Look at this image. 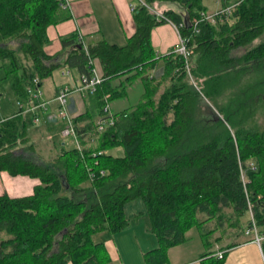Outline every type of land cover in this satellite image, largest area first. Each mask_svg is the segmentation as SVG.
I'll list each match as a JSON object with an SVG mask.
<instances>
[{"label": "trees", "instance_id": "1", "mask_svg": "<svg viewBox=\"0 0 264 264\" xmlns=\"http://www.w3.org/2000/svg\"><path fill=\"white\" fill-rule=\"evenodd\" d=\"M173 1L182 11L164 13L182 24L191 79L180 55L156 56L151 31L159 23L146 9L133 13L135 33L122 47L101 38L85 44L72 32L61 40L63 53L50 56L47 29L70 17L61 1L0 0V69L16 103L27 105L35 79L40 86L59 67L89 75L97 59L103 77L71 118L81 151L72 139L71 148L58 140L54 159L39 161L21 109L0 120V174L39 181L31 195H0V264H105V242L92 237L126 230L124 207L138 200L158 240L145 264H167L168 250L192 228L207 249L216 231L239 238L250 211L264 236V0H243L233 23L204 22L198 33L184 17L205 11L201 0ZM160 62L157 79L150 73ZM123 77L117 90L113 81ZM138 78L145 90L138 105L114 113L113 125L90 144L106 103ZM114 148L123 155L109 154ZM260 247L264 256V239ZM225 256L210 252L202 264H224Z\"/></svg>", "mask_w": 264, "mask_h": 264}, {"label": "crops", "instance_id": "2", "mask_svg": "<svg viewBox=\"0 0 264 264\" xmlns=\"http://www.w3.org/2000/svg\"><path fill=\"white\" fill-rule=\"evenodd\" d=\"M67 1L68 7L64 10L69 11L70 17L66 19V21L59 24L57 23L47 29L50 43L45 46V52H47L48 55L54 56L56 53H63L61 40L72 32L76 33L85 44H93L101 38L107 43L114 44L118 47L125 45L127 40L134 36L136 22L133 20V13L129 8V4L132 0ZM186 1L187 0H184L183 3ZM203 1L204 0H201L202 5L205 6V11L208 12L207 5H205ZM150 2L154 4L153 6L156 10L163 7L162 11H160L161 13L166 11H182V6L173 0H151ZM225 3L226 0H217L215 4L216 7H214L212 13L217 11L219 7L226 5ZM234 20H232L231 23H233ZM151 34V43L153 48H155L154 51L157 57L164 56L176 50L179 33H177L169 23H160L152 29ZM93 64V68L102 77V64H100L97 59L94 60ZM163 64V62H160L157 67L151 71L150 76H154L160 68H162L163 71ZM161 74L162 73H160V75ZM79 75L80 74L73 68L59 67L54 70L50 77L46 78L49 79L48 83L44 84L45 78L41 81L39 89L40 92L43 93L42 99L49 102V104L46 105L47 108L23 113L28 121L27 132L28 135H30L29 138L31 142L33 139H43V136L46 135V137L51 136V140L56 136L57 138L55 139L61 140L62 144L66 147L71 145V139H69V141L63 140V135L60 133L61 128H63L65 124L64 121L57 116L58 107L54 98L55 95L58 94L57 91L60 87L79 80ZM124 80V77L120 80H114L113 87L118 90L126 83ZM139 87L141 92L135 103V106H137L143 96V92H145L143 83L139 78L130 85H127V92L124 97L110 101V112L117 114L125 111L127 108L123 106L122 102L128 98L131 92L136 91ZM87 94L88 92H74L69 97L67 104L69 117H76L83 113L87 107L85 102ZM34 117L39 118L38 123L34 121ZM3 118L5 117L1 119ZM51 143L53 144V142ZM38 184L39 181L36 178H29L22 175L10 177L7 172L3 171L0 174V195L7 193L10 197L28 196L34 191L33 187ZM124 213L126 214L125 217L128 223L126 230L115 234L102 231L106 233L103 236L102 242H105L107 253L111 257L110 261L105 264H145V253L156 249L158 240H156L154 233L151 231V227H149L143 200L129 202L124 207ZM193 229L194 228L186 232L187 240L184 241L183 244L172 246L168 250L169 256L167 264H202V261L206 259L204 255L210 252L216 254L217 251L221 250L224 246L220 247L217 242H215L210 249H207L203 243L204 239H202L200 235V230L196 229L195 235H193ZM194 237L197 239L196 244L191 245L190 242ZM262 253L263 251L260 245L252 241L250 237L239 238V240H236V246L227 250L224 264H264V256Z\"/></svg>", "mask_w": 264, "mask_h": 264}, {"label": "built area", "instance_id": "3", "mask_svg": "<svg viewBox=\"0 0 264 264\" xmlns=\"http://www.w3.org/2000/svg\"><path fill=\"white\" fill-rule=\"evenodd\" d=\"M61 8L66 9L68 7V1L67 0H60ZM151 0H132V2L129 4L130 11L132 13L135 12V10L139 8L146 9L147 11L151 12L154 15L155 20L160 24L162 22L169 23L177 33L178 35V43L177 48L174 50L175 54H178L182 57L184 61V67L186 72L190 75V79L192 75L190 74V57L191 52L190 48L188 47V39L183 37V34L180 33V27L182 24H175L172 20H170L164 12H159L155 10V7H153L150 3ZM243 0H226V5L219 7L217 11L214 13L209 14L206 11H203L199 13L197 17H193L190 21V25L192 26L193 30L198 33V26L201 23L209 22L211 25H217L218 23H228L230 24L231 21L234 19V11L236 10V7L240 5V3ZM79 80L73 81L72 83H69V85L60 87L57 91L58 94L55 95L54 101L57 103V116L64 121V127L61 128L60 133L63 135V138H69L72 139L75 146L77 147L78 151H81L82 147L79 144L77 133L74 130V127L72 125L71 117L68 115V100L69 97L75 92L83 93V92H89L94 93L96 90V87L103 81V77H101L100 74L92 67L90 74L82 73L79 75ZM39 80L35 79L33 82V87L28 89L29 94H31V100L27 105H22L17 102V106L21 109L22 113H28V111H34L36 109L42 110L46 109V105L49 104L47 100L42 99L43 93L40 92L39 89ZM110 105L109 103H106V107L103 108L104 116L98 118L96 123V130L93 134L90 135L89 143L92 144L96 140L98 134L102 133L106 128L111 127L114 123V113L110 112L109 109ZM35 122H39L38 117L33 118ZM101 151H99L98 154H100ZM93 156H95L93 154ZM103 174L104 172L101 171ZM90 174V178H93V174ZM242 180H244V177L242 175ZM249 219H250V226L247 227V229L244 232V235L246 237H250L252 241H255L258 245H260L261 241L264 239L263 235H260L258 233L257 229V223H255V220L253 218L252 211L249 212ZM224 254H226L225 251L219 250L215 254V256L218 257V259H222L224 257Z\"/></svg>", "mask_w": 264, "mask_h": 264}, {"label": "rangeland", "instance_id": "4", "mask_svg": "<svg viewBox=\"0 0 264 264\" xmlns=\"http://www.w3.org/2000/svg\"><path fill=\"white\" fill-rule=\"evenodd\" d=\"M204 1H203V3L205 5H207L208 12L212 13L213 10H214V7H216L215 4H216L217 0H204ZM151 5L153 6L154 4L151 3ZM162 8L163 7H160V9H157V10L155 8V10L160 12V11H162ZM260 40L264 41V33L262 34V37L258 40V42ZM161 71H162V68H160V70L155 73L154 76L157 77V79L160 78V76H161L160 73H162ZM3 77H4V72H3L2 69H0V119L2 117H9L12 114H14L15 111L20 109L17 106L16 100H15V97H14L15 95H13L11 93V90H10V87H9V84H8L9 82L5 81L3 79ZM44 80H45L44 84L48 83V81H49V79H46V78ZM191 81H192L193 85L196 87V83L193 82V79ZM140 92H141L140 87L136 91L131 92L129 94L128 98L125 99L124 102H122L123 106L126 107V108H129V107L132 108L133 106H135L136 105L135 103L138 100ZM207 102L210 104V101L207 100ZM263 119H264V117H263ZM48 137H46V135H45V136H43V139H40V138L37 139V140L33 139V141H32V143L34 144V149H36L34 151L35 159H37L39 161H43V162L44 161H51L52 159H54V156L57 155L56 154L57 153V151H56L57 148H54V145H55V143H57L58 139L57 140L55 139V138H57L56 136L52 140H51V136L49 138ZM63 140L69 141V138H64ZM51 142H53V144ZM73 145L74 144L71 143V145L68 146V147L71 148V146H73ZM108 153L111 154V155L114 154V155H118V156H122L123 155L122 150L118 149V148L112 149V151H109ZM87 184H89V183L87 182L86 185ZM201 216L203 217L202 214H201ZM213 226H215V225H214L213 222H211V223L207 224V227H205V230L206 231L211 230V228H213ZM195 231H196V228H194L192 230L193 235H195ZM104 234H106V233L102 232V233L95 234L92 237L93 238V242H95V243L102 242ZM235 236H236V232L235 231L227 230V231H225L224 234H222L220 231H216L212 235L211 238L213 239L212 241H214L216 239L217 240L220 239L219 241H217V240L214 241L213 245L215 244V242H217L218 246H220V247L224 245L222 248H225L226 245L229 244V243H231V244L236 243V240H239V238H243V237L248 238V237H246L244 235V233L241 234L239 236V238L235 237ZM192 239L193 240L190 242V244L191 245H195L197 239H195V237L192 238Z\"/></svg>", "mask_w": 264, "mask_h": 264}, {"label": "water", "instance_id": "5", "mask_svg": "<svg viewBox=\"0 0 264 264\" xmlns=\"http://www.w3.org/2000/svg\"><path fill=\"white\" fill-rule=\"evenodd\" d=\"M184 19H185V22H184V23H185L187 26H190V23H189L190 21H189V19H187V17H184Z\"/></svg>", "mask_w": 264, "mask_h": 264}]
</instances>
